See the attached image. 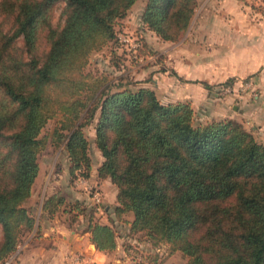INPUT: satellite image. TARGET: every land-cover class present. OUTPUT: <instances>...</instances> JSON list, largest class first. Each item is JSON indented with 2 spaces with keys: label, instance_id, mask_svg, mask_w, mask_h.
<instances>
[{
  "label": "trees",
  "instance_id": "obj_1",
  "mask_svg": "<svg viewBox=\"0 0 264 264\" xmlns=\"http://www.w3.org/2000/svg\"><path fill=\"white\" fill-rule=\"evenodd\" d=\"M62 1L63 21L53 24ZM136 1L0 0V263L36 223L25 201L39 174L45 125L57 119L50 141L67 151L74 183L79 174L90 176L85 127L98 111V176L117 186V219L167 241L188 257L185 264H264V143L241 121H201L189 101L165 103L148 86L112 89L86 69L95 51L117 40L116 25ZM198 5L146 0L141 21L177 41ZM143 44L137 48L145 53ZM79 202L55 193L43 209L54 214L65 203L76 216ZM88 229L98 249L117 247L113 225L91 217Z\"/></svg>",
  "mask_w": 264,
  "mask_h": 264
},
{
  "label": "crops",
  "instance_id": "obj_2",
  "mask_svg": "<svg viewBox=\"0 0 264 264\" xmlns=\"http://www.w3.org/2000/svg\"><path fill=\"white\" fill-rule=\"evenodd\" d=\"M190 37L186 35L179 41H167L172 43L167 47L170 65L167 66V78L163 82L167 87V103L191 102L196 117L201 121L225 117L239 120L264 143V17L222 20L208 34L191 37L195 41L194 45L187 42ZM144 69L150 70L149 66ZM152 75L156 76L155 73ZM245 77H250L251 87L242 85ZM138 78L141 80L140 86L155 90L156 83L152 77ZM229 78L234 79L229 84L230 92L219 96L221 92L217 91L218 86ZM156 92L159 96L158 90ZM103 160L101 155L99 162H93L89 179L99 182L103 188L106 215L104 221L100 222L113 225L110 217L115 214L118 190L110 177L98 176V167ZM69 166L64 167L63 172H66L63 173V179H50L46 188L47 197L62 192L67 200L80 201L86 198L85 192L73 184H87L90 180L66 182ZM41 174L42 168L36 180ZM33 197L34 186L31 199ZM72 213L59 210L49 214L42 204L37 212L38 227L26 232L20 248L11 256V264H65L67 255L75 251H86L96 260V264H153L150 258L144 262H132L128 255L129 245L122 241L119 234L115 249H98L91 240V231L83 214L70 217ZM130 216L133 217L132 214ZM156 250L159 251L160 247H156ZM160 261L164 264L167 262Z\"/></svg>",
  "mask_w": 264,
  "mask_h": 264
},
{
  "label": "rangeland",
  "instance_id": "obj_3",
  "mask_svg": "<svg viewBox=\"0 0 264 264\" xmlns=\"http://www.w3.org/2000/svg\"><path fill=\"white\" fill-rule=\"evenodd\" d=\"M64 4L65 3L62 1L56 3L54 6L52 16L53 24H59L63 21L62 9ZM145 4L146 0H137L129 10L127 16L119 19V22L116 25L117 40L104 46L103 49L95 51L91 55L86 69L92 74L97 73L106 77L105 84H111L112 89H116L119 84H125L129 87L137 88L141 85V80H137L140 79L138 77H142L144 79L152 77L156 83L157 89L155 88V91L158 90L162 101L167 103V87L163 82L164 79L167 78V66L170 65L167 47L172 43L167 42V40L162 39L155 32L151 33L145 28L144 24L140 20ZM263 17L264 0H199V5L192 23L188 31L181 39H183L186 35H191V37L194 38L196 35H201L202 33L208 34L211 30L216 29L218 22L228 18L257 19ZM123 37H128L129 39L127 41H122L121 38L123 39ZM191 37L187 42L194 45L195 41H193V38ZM143 41H146L148 46H145ZM135 43H137V47L140 46V43L141 45L143 44L144 46L142 49H147L146 52L143 53V50L141 51L139 48L134 47ZM46 50H48V44L43 38L40 51ZM146 66H149L150 70H145L144 67ZM154 73L156 76L152 75ZM248 78L250 77H245L243 80ZM228 85L229 84L224 85V83H221L218 86L219 90L217 91L221 92V95L219 96H224L230 92V90L226 89ZM254 92H256V90H254ZM98 116L99 112L97 111L94 121L85 127L86 135L90 141L89 154L94 164L100 161L102 155V152L97 147L95 142V125ZM56 120V118L49 120L41 133L42 137L45 139L47 138L46 143L42 147L38 156L40 168H42V174L38 177V180L35 179L36 182L33 183L34 197L31 199L30 196V198L25 201V205L28 206L33 214L36 215V223L33 229L38 227L37 212L39 207L44 204V201L46 200V188L50 179H63V173L66 172H63L65 170L64 167L71 165L69 155L64 146L62 145L57 147L50 141L51 133L55 127ZM67 177L69 179L66 178V182H70L72 178L71 174L69 173ZM89 178H91V173L88 177L79 174L75 180H90ZM90 182L87 184H73L86 194V198L80 200L79 202V214H83L85 217L86 225L89 224V219L91 217H93L96 221H104L103 218L106 215L105 202H103L99 208H95V205H93L89 185L92 184L98 187L102 193L103 188L100 186L99 182L91 180ZM58 193L64 195L62 192ZM64 197L68 203L74 202L73 200H67L66 196ZM60 210L71 211V208L68 204L63 203ZM79 214L75 215L78 216ZM130 215L131 214H125V217L131 219L130 217L132 216ZM70 217H74V214L72 213ZM110 220L113 223L114 228L120 232L118 234L122 237V241H124L127 245H133V243H135L139 246L140 250H145L148 258H153L157 255L156 257L159 261L162 260L165 262L167 260L166 264H185L187 262L188 257L182 251L173 249L167 241L162 239L152 240L149 239L145 232L131 231L130 222L117 219L115 214L110 217ZM1 239L2 226L0 224V240ZM154 244H156V246H154ZM156 247H160V250H156ZM15 252L16 250L12 253V255Z\"/></svg>",
  "mask_w": 264,
  "mask_h": 264
},
{
  "label": "built area",
  "instance_id": "obj_4",
  "mask_svg": "<svg viewBox=\"0 0 264 264\" xmlns=\"http://www.w3.org/2000/svg\"><path fill=\"white\" fill-rule=\"evenodd\" d=\"M128 39H129L128 37H123V39L121 38L122 41H127ZM137 46H138L137 43H135L134 47H137ZM242 85L246 87H251L252 86L251 79H244L242 81ZM226 89L230 90L231 89L230 85H228ZM89 188H90V195L93 199L92 202L99 208L101 204L104 202L103 193L98 187L92 184L89 185ZM20 246L21 244L18 245L17 249H19ZM128 255L130 256V260L134 263L144 262L145 260H148V256L146 255L145 250H140V248L138 249L135 247H131L128 250ZM11 256L12 254L10 255V257H7L0 264H11L12 259H13V257ZM65 260H66L65 264H96L97 263L96 260L91 255H89L86 251L72 252L69 255H67Z\"/></svg>",
  "mask_w": 264,
  "mask_h": 264
}]
</instances>
